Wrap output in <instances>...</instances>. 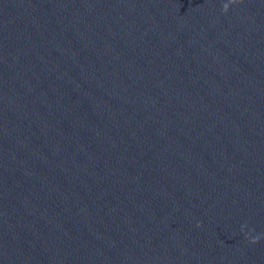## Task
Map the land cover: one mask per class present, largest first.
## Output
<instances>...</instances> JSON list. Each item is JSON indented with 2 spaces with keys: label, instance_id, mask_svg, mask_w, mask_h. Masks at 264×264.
Here are the masks:
<instances>
[{
  "label": "water",
  "instance_id": "obj_1",
  "mask_svg": "<svg viewBox=\"0 0 264 264\" xmlns=\"http://www.w3.org/2000/svg\"><path fill=\"white\" fill-rule=\"evenodd\" d=\"M0 264H264V0H0Z\"/></svg>",
  "mask_w": 264,
  "mask_h": 264
},
{
  "label": "clouds",
  "instance_id": "obj_2",
  "mask_svg": "<svg viewBox=\"0 0 264 264\" xmlns=\"http://www.w3.org/2000/svg\"><path fill=\"white\" fill-rule=\"evenodd\" d=\"M238 2H243V0H231V4H236ZM230 6L229 5H225L224 7V12L227 13L229 11ZM200 226V225H198ZM252 243H258V239H252L251 240Z\"/></svg>",
  "mask_w": 264,
  "mask_h": 264
}]
</instances>
